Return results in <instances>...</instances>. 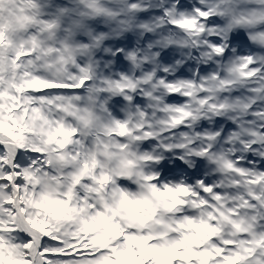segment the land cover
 I'll list each match as a JSON object with an SVG mask.
<instances>
[{
	"label": "clouds",
	"instance_id": "1",
	"mask_svg": "<svg viewBox=\"0 0 264 264\" xmlns=\"http://www.w3.org/2000/svg\"><path fill=\"white\" fill-rule=\"evenodd\" d=\"M0 264H264V0H0Z\"/></svg>",
	"mask_w": 264,
	"mask_h": 264
}]
</instances>
